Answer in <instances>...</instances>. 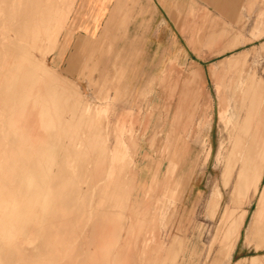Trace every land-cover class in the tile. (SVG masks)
Returning <instances> with one entry per match:
<instances>
[{"label": "rangeland", "instance_id": "obj_1", "mask_svg": "<svg viewBox=\"0 0 264 264\" xmlns=\"http://www.w3.org/2000/svg\"><path fill=\"white\" fill-rule=\"evenodd\" d=\"M228 1L169 0L179 17L173 21L160 0H0V65L27 53L29 61L20 56L27 64L21 69L34 67L29 70H36L31 77L40 88L58 84L74 106L64 112L65 119L74 109L76 120L83 112L91 126L101 124L99 137L102 133L107 147L106 154L99 148L86 153L77 145L83 156L77 159L66 152L69 139L49 143L45 152L58 156L52 174L63 181L66 173L74 182H66L73 191L61 185L62 197L53 199L60 207L52 217L72 221L58 234L67 238L52 248L41 233L17 237L19 251L14 247L16 253L3 256L4 264H97L101 259L104 264L102 252H110L105 264H118L111 251L126 236L132 249L126 255L132 256L122 264H264L259 195L264 174L257 192L251 186L241 190L237 180L245 148L264 116V0ZM115 6L120 16L109 28ZM230 10H236L231 19ZM1 68L2 82L8 70ZM84 129L79 131L83 139ZM90 130V135L97 132ZM111 173L120 187L109 203L102 192ZM99 208L108 216L107 239L112 229L120 236L112 233L116 246L107 240L111 251L112 245L100 246L90 236L91 226L105 214ZM129 224L133 233L126 230Z\"/></svg>", "mask_w": 264, "mask_h": 264}, {"label": "bare ground", "instance_id": "obj_2", "mask_svg": "<svg viewBox=\"0 0 264 264\" xmlns=\"http://www.w3.org/2000/svg\"><path fill=\"white\" fill-rule=\"evenodd\" d=\"M55 14H57V13H55ZM50 18H52V16ZM53 19H54V17H53ZM36 21H37V19H36ZM42 23H44V22H42ZM22 27H25V26H22ZM31 37H32V35H31ZM32 43H33V41H32ZM22 54H20V55L17 54L19 56V59H18V56H16V55H13L14 57H12V55H11V58H9L7 56L10 59L7 61L8 64L5 62L7 60V58L5 57L6 58V59H4L5 61L3 60L5 62V65H4L5 67L3 66L4 67L3 68L1 66L2 63L0 65L2 67V68L0 67L1 69H6V71L8 70L7 72H5L6 73L4 76L5 79L2 80V82L0 81V120H1L0 123L3 125L2 128H0V264H4V262H6V261H4V262L2 261L3 256H5L7 254H8L7 256H9V255H11V253H16V250L18 248H17V245L15 246L14 241L16 242V244H18V242H17L18 240L17 241L15 240L17 237H21V236L23 237L24 235L34 236L33 235L34 233L36 234V237H37V235L41 233V236L45 240L44 243L47 246H52L53 244L56 246L58 243H59V245H61L63 243V241H65V239L67 238L66 237L63 240L64 237L62 235H58V234H59L60 230H66L64 227L67 224H72V221H71V223H69V221L71 219L70 220H61L59 218V215H58V218L60 220H58L55 217H52L53 216L52 212L55 210V207H57L58 210L60 207L58 205L57 206L55 205L56 201H59V200H57V199H56V201L54 200L55 201V203H54L53 199L57 195L59 197H62V195L61 196L59 195V192H60L61 187H62L61 185L66 184L67 181H69L70 185L74 184V182L71 183L72 179L70 177H67L65 175L66 173L64 174V176H65L64 179H63L64 176L62 177L63 173L61 174V178L63 179V181L58 180L55 177V175L52 174V171H51L52 168L51 167L56 164L55 161L57 160L56 158L58 156L54 157V156L50 155V153L45 152V150L46 151L49 150L48 149L49 143L55 142V140H57V142H58V139L60 137H61V139H59L60 142L62 140V137L65 139H69V142L66 146L67 147L66 152H69L70 154H72L74 156V158H77V159H79L82 156L80 151H79L80 154L78 153V151H76L77 145H81V146H83V148L85 146L86 149L84 148L85 149L84 151L86 153H91L96 148H99L104 154H106V152H107L106 151L107 147L104 145L105 143L102 140L104 137L102 136L103 138H101L102 133H100V137H99L100 131H98V130H99V126L101 124H99L96 121L97 123H94L95 125L91 126V124H90L91 120L89 119L90 121L89 120L87 121L81 116L83 114V112H82V114L81 113L79 114V117L76 120V116L79 112L75 109L70 112V115H69L70 117L68 120H66L64 117V112H67L69 109H72V106H73L72 101H70V99H71L70 96L66 97V93L63 92L59 88L58 84H55L53 82H51L50 84H48L47 86H44L42 88L38 87L37 83H36L37 77L34 79L35 81L33 80V77H31L36 70L35 71L29 70L32 68L34 69V67L31 66L32 68H30V66H29L28 70L27 69H21V67L24 64H25V66H27L26 60H23V62L25 61L24 64L20 63V62H22L20 60V56L22 55V58H24L25 53L23 52ZM25 55H27V53ZM2 58H4V55ZM26 58H24V59H26ZM29 58L30 57L28 56L27 60ZM17 60H20V61L17 62ZM4 62H3V64H4ZM27 63H29V62H27ZM29 64L31 65V63H29ZM35 66H37V65H35ZM41 66H43V65H41ZM31 71H34V72H31ZM47 71H48V69H47ZM48 73H50V72H48ZM36 74H37V72L35 73V75ZM40 75L42 76V74H40ZM41 79H43V78H41ZM45 79H47V78H45ZM44 84L45 83L43 82V84H41V86ZM46 84H47V82H46ZM67 95H68V93H67ZM84 108L85 107H83V109ZM248 110L251 113V110L249 108H248ZM83 116H84V114H83ZM258 124H259V127L257 129L254 128V130L256 129V131L252 132L254 134L250 138L249 143L245 148L246 150H245L242 162H241V168L237 174V180H238L239 188L241 190H243L245 187L251 186V187H253V189H252L253 192H257L258 186L261 184L262 177L264 174V116L258 120ZM258 124L256 126H258ZM81 126L83 128L85 127V129L87 128L88 130L95 127L97 129V132L95 135L94 134L90 135V133L87 130V133L85 134L86 137L83 139V138H81L80 132H79V131H81L80 130ZM100 128H101V126H100ZM37 129H38V132L36 133L35 130L37 131ZM91 131L92 130H90V132ZM53 144L55 145V143H53ZM63 145L64 144L62 143V149L65 147V146L63 147ZM54 147L57 148L56 145ZM60 148H61V146H60ZM85 152H83V153H85ZM95 153H96V151H95ZM95 153L93 152L92 154H95ZM104 156H102V157H104ZM102 157H101V160H103L102 162H104V163L109 158L108 155H106L103 159H102ZM99 158H100V156H99ZM90 160H91V158H90ZM58 161H60V160H58ZM58 161H57V163H58ZM82 161L83 160H81V162ZM77 162H79V161L77 160ZM80 167H82V166H80ZM97 167L98 166L96 165V168ZM61 170H62V168H61ZM78 171H79V169H78ZM80 171H81V169H80ZM103 171H104V169H103ZM113 173H111V178L109 179V181L107 183L108 185L106 186V188L103 186L104 191L103 192L101 191L102 197L109 200V203H112L111 194L114 191H116L118 189V187H120V186H118V184H115V183L113 184V181L116 179L115 178L113 180ZM80 174H78V177L81 176ZM57 175H58V172H57ZM68 175H71V174H68ZM92 176H93V174H92ZM55 178L58 181V183H56L57 181L55 182L56 184L52 183V179H55ZM61 178H59V179H61ZM99 180L100 179H98V181ZM95 182H97V181L95 180ZM69 183H67V184L69 185ZM68 185H67V187L65 185L64 186L67 189H69V190L66 189L69 192L71 188H69L70 186L68 187ZM76 185H77V183H76ZM95 186H97V185H95ZM95 186L93 184V187H95ZM71 187L73 188V186H71ZM71 190L73 191V189H71ZM243 191H245V190H243ZM75 193L78 194L77 192H75ZM99 195H100V193H99ZM259 195H260V204H261L260 211L262 212V209H264V182L262 183L261 189L259 191ZM58 196H57V198H58ZM73 196H75V195H73ZM64 197H66V196H64ZM51 201H53V202H51ZM64 203H65V201H64ZM59 205H60V203H59ZM53 206H54V208H53ZM74 207H75L74 209H76V206H74ZM84 207H85V205H84ZM66 208H68V207H66ZM66 208H63V209H66ZM99 209H96V210L98 211ZM128 209H130V208H128ZM60 210H62V208H60ZM81 210L83 211V209H81ZM101 210L103 211L105 209H100V211ZM63 211L64 210H62L61 212L63 213ZM85 211H87V210L85 209ZM97 211H94V213ZM73 212H74V210H73ZM69 213L72 216L70 211H69ZM94 213H93V216L96 215V214L94 215ZM103 213H105V214H101L102 217H101V215H98L101 217L100 220L97 223L94 222V224L91 226V231L94 233L91 232L90 236H91V234H93L92 235V238H93V236L95 235L94 240L95 239L99 240V242L101 243L100 246H102V245L106 246L107 244L112 245L115 242L117 244L116 240L112 241L115 239L114 238L115 235L112 233L117 234L118 237H120V236L118 235L119 233H117L115 231L113 232L112 228H111L112 231H111V235H110L111 239H107V238H109L108 234H110V231H108V230H110V229H109V227L105 226V224L107 223V217H108L106 210H105V212L103 211ZM58 214H59V212H58ZM97 214H99V213L97 212ZM66 215L68 216V214H66ZM77 215H79V214H77ZM261 215L262 214H260V216ZM80 217H82V216H80ZM258 217H259V215H258ZM66 219H68V218L66 217ZM87 219L84 221H87ZM79 220H81V219H79ZM133 222H134V220H133ZM137 225H139V224H137ZM132 226H135V225L132 224ZM139 227L141 228L140 225H139ZM61 228H63V229H61ZM119 229H118V232H119ZM130 229H131V224H129V226L126 229V230H128L127 231L128 233L132 232V229L131 230ZM136 229H138V228H136ZM69 231H71V230H69ZM127 232H125V234ZM98 235H99V238L97 237ZM59 236H62V237H59ZM126 237H128V236H126ZM126 237L124 239V242L122 240V242L119 244V246H117L116 249L114 247L115 251H111V248L113 247V245L108 246V247H110V251L113 253V260L115 262H118V264H119V262H121V264L123 263L125 256H127V255L132 256V254L126 255L127 248L129 247V244H128L129 241H128V238H126ZM90 239H91V237H90ZM116 239H118V238H116ZM107 240L111 241L112 244L108 243ZM20 243H23V242H20ZM50 244H52V245H50ZM116 244H114V246H116ZM98 245L99 244H97V247H99ZM55 246L54 247L52 246V248H55ZM14 247L16 248V250L14 249ZM67 248H69V247H67ZM99 248H101V247H99ZM19 249H21V248H19ZM61 249H62V247H61ZM92 249H94V248H92ZM129 249H131V248H128V250ZM102 250H104V248H102ZM17 251H19V250H17ZM104 251H106V250H104ZM54 252L55 253H53V254L56 255L57 252L56 251H54ZM18 253L19 252H17V254ZM88 253H89V251H88ZM88 253L86 254V255H88L87 259H89V256L91 255L90 253L89 254ZM98 253L95 254V257ZM106 253L108 255H110V252H106ZM107 254H105L103 252L100 254L103 256V258H105L104 259L105 262L107 261V258H106V257H108ZM20 255H21V253H20ZM47 255H49V254H47ZM71 255H72V253H71ZM67 256H69V255H67ZM102 256H101V258H102ZM104 256H106V257H104ZM38 257H36V258L38 259ZM5 258H7V257H5ZM21 258L22 257H20L19 259H21ZM28 259H31V258H28ZM43 259H41L40 261H42ZM96 259H98V258H96ZM102 260L103 259H101V261ZM126 260L129 261L128 256H127ZM56 261H58V260H56ZM88 261H90V260H88ZM43 262L45 264V262H47V261L44 260ZM43 262H41V263H43ZM73 262H75V261H73ZM100 262H98L97 264H99ZM105 262H104V264H105ZM129 262H131V261H129ZM19 263H20V260H19ZM19 263H16V264H19ZM41 263L39 262V264H41ZM56 263L60 264V261L56 262ZM84 263H85V261H84ZM91 263H92V261H90V263H88V264H91ZM108 263H109V261H108ZM133 263L135 264V262H133ZM85 264H87V263H85ZM137 264H139V262Z\"/></svg>", "mask_w": 264, "mask_h": 264}, {"label": "crops", "instance_id": "obj_3", "mask_svg": "<svg viewBox=\"0 0 264 264\" xmlns=\"http://www.w3.org/2000/svg\"><path fill=\"white\" fill-rule=\"evenodd\" d=\"M160 2L162 3V4H164L165 6H167L166 7V9L167 10H169V12H170V14H171V16H172V20L174 21V19H176V18H178L179 19V17H176V15H175V11L174 10H177V9H174L173 8V6L171 5V4H169V0H160ZM228 3H229V5H231V4H235V2H233V0H230V1H228ZM170 6V7H169ZM174 9V10H173ZM235 12H236V10L235 11H232V10H230V13L228 14L229 15V18L231 19V18H233L234 17V15H235ZM118 16H120V12H119V9H118V7L117 6H115L112 10H111V14H110V16H109V21H108V23H107V26L109 27V28H112V26H114L117 22H118ZM167 19L168 20H170V18H169V15L167 14ZM147 35V34H146ZM68 36V38H66V40H70V36L69 35H67ZM97 44L99 45L100 44V41H97ZM96 50V49H95ZM114 153L116 154L117 152L114 150ZM114 154V164H113V169L114 170H116V166H117V162H118V157H117V155H115ZM114 170H113V172H114ZM176 187H177V185H175ZM174 186V187H175ZM232 238H235V237H232Z\"/></svg>", "mask_w": 264, "mask_h": 264}]
</instances>
